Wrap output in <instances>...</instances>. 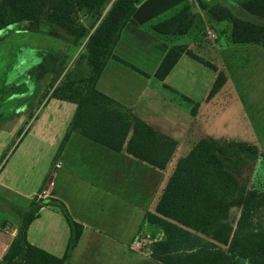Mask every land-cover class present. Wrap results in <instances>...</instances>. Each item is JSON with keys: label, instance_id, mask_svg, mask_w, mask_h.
<instances>
[{"label": "crops", "instance_id": "crops-1", "mask_svg": "<svg viewBox=\"0 0 264 264\" xmlns=\"http://www.w3.org/2000/svg\"><path fill=\"white\" fill-rule=\"evenodd\" d=\"M205 1L211 5L221 2ZM185 6H190L193 16L187 34L160 35L154 31L157 24L176 16ZM204 28L209 31L226 28L231 33L229 22L214 21L197 0H143L136 8L133 22L123 29L114 57L96 85L98 91L117 102L133 119L154 128L161 139L177 143L163 171L125 151L118 152L90 140L80 129L71 130L77 104L54 97L57 86L45 94L38 91L41 101L24 124L20 146L0 171V259L17 238L24 216L35 206L36 218L27 229V241L52 256L64 258L74 237L73 224L81 227L67 264H163L152 257V246L165 239L164 233L160 228L158 235L153 234L155 226L147 222L146 214H154L178 160L203 138L191 136L190 129L193 122L199 121L200 110L188 113L184 108L181 113L174 104L165 101L171 88L165 83L178 65L193 61L213 66L217 76L223 72L227 78L226 84L210 97L215 80L209 104L225 88L231 91L234 84L227 71L205 63L197 55ZM226 34V43L220 46L232 49L230 54L234 56L237 50L230 45L241 44L232 43L230 34L227 31ZM174 47H184L199 60L183 54L167 78L160 81L156 72ZM218 52L222 50L219 48ZM37 98L22 107L24 112L31 111L29 108ZM185 100L191 102L186 97ZM4 144L0 142V155ZM42 192L46 195L38 197ZM141 232L146 236L141 248L132 247Z\"/></svg>", "mask_w": 264, "mask_h": 264}, {"label": "trees", "instance_id": "trees-1", "mask_svg": "<svg viewBox=\"0 0 264 264\" xmlns=\"http://www.w3.org/2000/svg\"><path fill=\"white\" fill-rule=\"evenodd\" d=\"M142 1L1 0L0 34L8 29L29 32L36 24H48L62 32L71 45L87 40L84 49L92 67L87 87L60 97L77 104L71 130L80 129L90 140L118 152L125 151L163 171L177 143L161 139L154 128L133 119L96 88L108 61L114 57L123 29L133 22ZM197 1L214 21L231 24L232 43L264 47V0L213 5ZM102 11L107 13L93 33L79 25V13ZM191 17L190 6H185L176 16L157 24L154 31L160 35H185L193 25ZM183 54L199 60L184 47H174L164 57L155 77L164 81ZM226 79L223 72L218 73L210 97L226 84ZM59 91L62 90L56 88L53 96L57 97ZM256 165L264 174V152L255 145L221 144L212 137L198 140L178 160L154 214H146L147 222L161 228L165 236L153 244L152 257L163 264H264V223L258 226L255 222L257 214L264 212V192L248 189L239 177ZM35 210L32 208L24 216L18 236L1 264H67V255L57 258L27 241L26 232L36 218ZM234 210L239 211L237 217H233ZM73 227L70 249L81 235V227Z\"/></svg>", "mask_w": 264, "mask_h": 264}, {"label": "rangeland", "instance_id": "rangeland-1", "mask_svg": "<svg viewBox=\"0 0 264 264\" xmlns=\"http://www.w3.org/2000/svg\"><path fill=\"white\" fill-rule=\"evenodd\" d=\"M106 13L81 12L77 20L80 26L93 33ZM212 29L202 30L203 43L196 48L197 55L205 63H212L220 71H227L233 79L234 88L231 91L225 88L209 104L207 100L217 74L202 62L185 61L166 81L167 87L171 88L168 87L169 95L164 100L174 104L181 113L184 108L188 113L192 109L200 110L199 121L190 125L191 136L212 137L221 144L249 143L264 152V47L255 44L230 45V48L237 50L232 56V49L228 51L220 46L226 43V31L228 35L229 31L226 28L219 31ZM179 40L176 39V42ZM86 43L87 40L80 45H71L62 32L48 24H36L29 32L8 29L0 34V142L5 143L0 155V171L20 146L25 133L24 124L41 101L37 95L39 90L45 94L57 86L62 90L57 97H68L70 91L87 87L92 67L84 49ZM219 48L222 53L218 52ZM24 63L25 67H22ZM176 88L178 91L173 92L172 89ZM36 96L39 101L36 99L32 103L30 112H24L22 107L31 103ZM185 97L191 102L186 101ZM262 173L256 165L239 177L248 189L256 188L264 192ZM32 208L36 209L35 206ZM238 215L239 211L234 210L233 217ZM255 222L258 226L264 223V212L257 214ZM159 230L155 226L153 234L158 235Z\"/></svg>", "mask_w": 264, "mask_h": 264}, {"label": "built area", "instance_id": "built-area-1", "mask_svg": "<svg viewBox=\"0 0 264 264\" xmlns=\"http://www.w3.org/2000/svg\"><path fill=\"white\" fill-rule=\"evenodd\" d=\"M212 37H215V36L212 35ZM45 195H46V192H42V194H40L38 197H40V196H45ZM145 239H146L145 234L141 232V233L136 237V239L134 240V242H133V244H132V247L135 248V246H138V248H141L142 243L144 242ZM1 262H2V259H0V264H1Z\"/></svg>", "mask_w": 264, "mask_h": 264}]
</instances>
